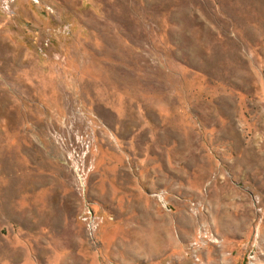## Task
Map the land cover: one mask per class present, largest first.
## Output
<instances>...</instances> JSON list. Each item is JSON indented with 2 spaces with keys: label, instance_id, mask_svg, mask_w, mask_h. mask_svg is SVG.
Here are the masks:
<instances>
[{
  "label": "rangeland",
  "instance_id": "1",
  "mask_svg": "<svg viewBox=\"0 0 264 264\" xmlns=\"http://www.w3.org/2000/svg\"><path fill=\"white\" fill-rule=\"evenodd\" d=\"M0 264H264V0H0Z\"/></svg>",
  "mask_w": 264,
  "mask_h": 264
},
{
  "label": "built area",
  "instance_id": "2",
  "mask_svg": "<svg viewBox=\"0 0 264 264\" xmlns=\"http://www.w3.org/2000/svg\"><path fill=\"white\" fill-rule=\"evenodd\" d=\"M4 6H5V8H7L8 7L7 3H4ZM84 219L86 220V225L89 228V234L92 235V237H93V233H95L94 230H96L97 226L94 225V218L92 216V212L89 209L85 210ZM254 255L255 254H254L253 250H250L248 252L247 258H248L249 262H252V258H254Z\"/></svg>",
  "mask_w": 264,
  "mask_h": 264
}]
</instances>
